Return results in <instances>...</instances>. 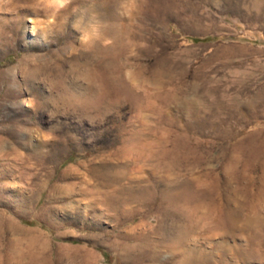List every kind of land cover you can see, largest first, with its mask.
Returning a JSON list of instances; mask_svg holds the SVG:
<instances>
[{
  "label": "rangeland",
  "instance_id": "1",
  "mask_svg": "<svg viewBox=\"0 0 264 264\" xmlns=\"http://www.w3.org/2000/svg\"><path fill=\"white\" fill-rule=\"evenodd\" d=\"M0 264H264V0H0Z\"/></svg>",
  "mask_w": 264,
  "mask_h": 264
},
{
  "label": "trees",
  "instance_id": "2",
  "mask_svg": "<svg viewBox=\"0 0 264 264\" xmlns=\"http://www.w3.org/2000/svg\"><path fill=\"white\" fill-rule=\"evenodd\" d=\"M195 41H198L199 39L198 38H194Z\"/></svg>",
  "mask_w": 264,
  "mask_h": 264
}]
</instances>
